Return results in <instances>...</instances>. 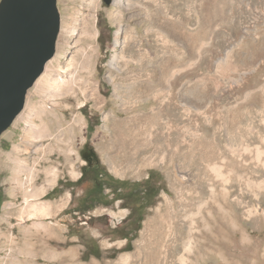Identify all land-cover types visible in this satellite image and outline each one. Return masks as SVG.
<instances>
[{
  "label": "rangeland",
  "instance_id": "1",
  "mask_svg": "<svg viewBox=\"0 0 264 264\" xmlns=\"http://www.w3.org/2000/svg\"><path fill=\"white\" fill-rule=\"evenodd\" d=\"M132 3L127 8L116 0L110 6L104 0H58L55 56L0 137V264H125L123 256L130 257L126 264H264V0ZM84 25L91 36H85ZM84 53L91 63L82 70ZM115 55L130 62L112 68ZM170 56L186 60L185 70L176 73L171 90L156 88L162 97L174 98V116L181 117L160 119L164 128H178L187 154L123 170L108 152L113 131L106 116L124 115L128 108L114 85L122 92L131 87L140 95L141 110L158 112L139 83L153 82ZM186 86L192 89L188 107L182 104ZM70 87L71 94L58 93ZM197 95L205 99L201 111ZM32 122L40 132L28 126ZM198 140L215 146L218 172L201 163L191 146ZM85 145L116 180L147 187L154 195L140 229L129 237L132 242L118 237L127 214L120 203L81 211L82 192L91 187L75 183L86 163ZM52 171L54 186L30 196L34 186L52 179ZM182 187L194 190L181 201ZM47 203L53 204L51 213L36 210ZM168 204L176 210L172 220H166ZM157 217L171 228L173 237L161 251L170 253L148 262L137 252L146 223Z\"/></svg>",
  "mask_w": 264,
  "mask_h": 264
},
{
  "label": "bare ground",
  "instance_id": "2",
  "mask_svg": "<svg viewBox=\"0 0 264 264\" xmlns=\"http://www.w3.org/2000/svg\"><path fill=\"white\" fill-rule=\"evenodd\" d=\"M132 1L133 0H116V2L119 5H124L127 8L131 7V5L133 4ZM65 25H66L65 26L66 29L69 31L70 27L72 26V23H69L67 20ZM89 25H91V24H89ZM89 25L85 26V28H86L85 29L86 30L85 36H91V34L89 32H87L90 28ZM71 32H72V30H71ZM82 56L83 57H82L81 69L85 70L87 67H89V65L91 63L89 61L90 57H89L88 53H84ZM164 58H165V56H164ZM122 61L126 65L130 62L123 56L115 55L113 60L111 61V67L118 69L119 65ZM185 61H183V59H175V58L170 56V58L168 57V60L166 59V62L163 63V66H162L161 70L159 71L160 75L158 72V77L151 79L153 82H149V83H145V84H143L144 82L141 84L139 83L140 87L145 88V93L148 92L149 96H151L146 100L150 101L151 105H155L156 106L155 108L158 112H155L153 108H151L150 111H148V112H146L145 110L144 111L141 110L143 105L138 100V97H140V95H137V93H133L131 91L132 90L131 87L128 88L127 91L122 92L121 91L122 87L120 85H117V83L114 85V90H115V93L117 94V97L122 101V104H125L126 106H128V108L127 109L125 108L124 115L109 114L106 116L107 124H108V126H110L111 130L113 131V134L111 133V135H112L111 145H108V152L111 155V160L113 161V165L118 164V165L122 166L123 170L124 169H132L136 165H138L139 163H140L141 167H147V166L156 165L157 163H163V162L167 161L168 159L173 160L178 156L184 157V155L187 154V151L185 152V148H186L185 144L183 142H180V137H179V134L177 133L178 128H177V131L174 129V127L171 129L164 128L165 125L163 127L162 123H164L165 120L161 121L162 119H160V118H162L163 115H167L168 118H166V119L170 118L171 120H174L176 122L179 121L178 117H181V116H178V117L174 116V113H175L174 111L177 110V108L174 106L175 105L174 100H173L174 98H171L169 94H166V95L163 94L164 96L162 97L161 94L159 93L160 89L156 88V87L159 88V86L163 85V86H166L168 91L171 90L172 85L170 83H171V81L174 80V77L177 76L176 73L181 74L185 70L184 63L182 64V62H185ZM176 67H178V69ZM140 72H142V71H140ZM127 73H128V71H127ZM153 73H156V72L154 71ZM78 76H79V73L76 74V77H78ZM145 76H147V75H145ZM151 77H154V76H151ZM133 78H134V76H133ZM139 78H141V77H137V80ZM142 79H143V77H142ZM44 81H45V79H42L41 81H39L38 86H40V84H42ZM63 82H65V81L63 80L61 82L62 85H63ZM72 82H73V80H72ZM131 82H133V83L130 86L134 85V83L136 81L135 82L131 81ZM74 83H75V81L73 82V84ZM58 86H61V85H58ZM137 87H138V85H137ZM188 87L186 86V89H183V90H185V92H184L183 97H182L183 98L182 104H184L186 106L191 105V103L193 101L189 98V95L188 96L186 95V94L191 93V91H192V89H189ZM142 88H141V90H142ZM58 89L60 91L61 88H58ZM72 89L73 88L70 87V89L67 90V93H65L66 90L63 91L61 89V91H60L61 93L60 92H58V93L61 96H67L68 94L72 93L70 91ZM141 90L139 92H141ZM162 91H164V90H162ZM159 96L162 97L164 105H162L163 103H160V97ZM198 97H199V100L197 101V104L199 103V105H197L196 108H198L201 111L202 107L200 104L203 105V103H205V102H203V103H201V102L205 99H204V96L199 95ZM96 100L100 101V99L97 96H96ZM176 106H177V104H176ZM191 109H193V108H191ZM186 112H185V114H186ZM187 116H189V115H187ZM163 117H165V116H163ZM170 121H168V123ZM180 121H182V120H180ZM28 126H30L33 131L35 129H37V127L35 126V123H33V122L31 124H28ZM166 127H168V126H166ZM170 127H172V126H170ZM165 129H166V132L164 131ZM189 129H191V128H189ZM40 131L38 130V132H40ZM43 131L45 132V130H43ZM186 132H187V130H186ZM195 143H194V145L197 147H195L193 145H191V146L194 147L197 151H199L197 153L199 154V158H200L201 163L208 165V167H210L213 171L218 172L219 171V165H218V159L219 158H218V151L215 149V146H212L210 148L208 144H204V143H202V141H199V143H196L198 145H196ZM17 149H18V147H15V150H17ZM186 149H188V148H186ZM197 153L195 152V154H197ZM261 154L260 155L263 156L264 152L263 153L261 152ZM53 173L54 172L52 171V179L51 180L46 182L45 185H43V186H39V187L34 186L33 190L31 189L29 195L32 197H37L41 193L45 192L47 189L53 187L55 184V174H53ZM53 176H54V178H53ZM25 187H26V185H25ZM193 190H194L193 187L188 188V189H186L185 187H182L181 189L177 190L178 197H180L181 201L186 200V199H184V197H185L184 195H186V193H189V192L191 193ZM190 193H189V195H190ZM58 208H59V206H58ZM52 209H53V204H51V203H47V204H44L43 206L36 208V210L38 212L41 211L43 213H51ZM175 214H176L175 208L173 206H171L170 204H168V211H167L166 220H172L175 217ZM166 220H165V218L157 217L156 220L154 219L153 221L146 223L145 229L143 230V234H142L143 235V243L140 245V249L137 252V257H139L142 253H145L146 254V260L148 262L156 261L160 257H164L165 259L167 258V254L170 252L168 250L166 251V253H163L161 251L164 249V245L167 242H170V239L173 237V234L171 233L172 232L171 228L168 226ZM121 259L125 260V262L127 263V262H129L130 257L129 256H123Z\"/></svg>",
  "mask_w": 264,
  "mask_h": 264
},
{
  "label": "water",
  "instance_id": "3",
  "mask_svg": "<svg viewBox=\"0 0 264 264\" xmlns=\"http://www.w3.org/2000/svg\"><path fill=\"white\" fill-rule=\"evenodd\" d=\"M60 30L58 0H1L0 137L22 113L29 90L55 56Z\"/></svg>",
  "mask_w": 264,
  "mask_h": 264
},
{
  "label": "flooded vegetation",
  "instance_id": "4",
  "mask_svg": "<svg viewBox=\"0 0 264 264\" xmlns=\"http://www.w3.org/2000/svg\"><path fill=\"white\" fill-rule=\"evenodd\" d=\"M82 157L86 163L81 169L80 178L75 182L80 185L87 182L80 183L83 176L95 177L96 173L101 172L100 160L90 146H84ZM82 193V199L79 201L81 211H90L98 206L116 207L117 203L123 206L127 214L120 225L123 224L124 220H126V222L119 228L118 232L116 231L121 236L131 235L143 219V212L145 209L142 196L143 192H140L139 186L131 182H122L120 180L117 182L104 178L103 183H95L91 185L90 188H86ZM149 193L148 190V194ZM92 249H95V245L92 246Z\"/></svg>",
  "mask_w": 264,
  "mask_h": 264
},
{
  "label": "trees",
  "instance_id": "5",
  "mask_svg": "<svg viewBox=\"0 0 264 264\" xmlns=\"http://www.w3.org/2000/svg\"><path fill=\"white\" fill-rule=\"evenodd\" d=\"M89 131H90V127H89ZM101 166V164H100ZM104 178H106L107 180H115V181H119V180H116L113 176H111L110 174H108L104 168H102L101 166V172H98L95 174V177H88V176H83L80 180V183H83L85 181H87L88 183H90L91 185H94L95 183H103L104 182ZM152 178V176L148 179L150 180ZM140 192H143V202H144V205H145V208H148L150 204H148V201L150 200V198L154 197V195L152 194H148V189L147 187H140L139 188ZM0 206H1V203H0ZM141 223V222H140ZM140 225V224H139ZM138 225V226H139ZM140 228L137 227L136 230L138 231ZM118 237L122 238V239H126L127 241H130L132 242V238H129L130 235H126V236H121L119 235Z\"/></svg>",
  "mask_w": 264,
  "mask_h": 264
}]
</instances>
